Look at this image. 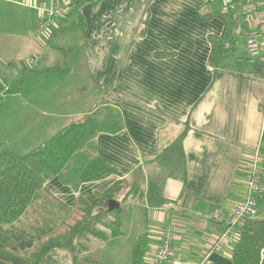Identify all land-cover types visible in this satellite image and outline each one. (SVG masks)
<instances>
[{"label":"crops","instance_id":"1","mask_svg":"<svg viewBox=\"0 0 264 264\" xmlns=\"http://www.w3.org/2000/svg\"><path fill=\"white\" fill-rule=\"evenodd\" d=\"M41 1L73 7L48 39L39 33ZM225 4L0 0V65L16 64L20 73H13L29 83L35 77L51 80L13 93L21 91L22 102L6 114L11 124L0 130V143L24 155L93 114L100 103L118 108L124 128L100 133L98 153L125 175L77 189L53 175L43 189L73 210L80 200L95 204L120 180L132 179L141 193H122L118 202L123 208L128 198L138 201L150 226L136 238L131 263L141 236L147 238L142 264H149L162 230L171 226L176 253L186 264L206 256L204 264H232L233 246H223L219 236L245 197L256 156L264 153V21L250 30L262 42L259 56L252 58L246 37L232 31L227 40L232 47H224L227 56L215 65L214 42L222 41L229 20ZM49 49L53 59L46 57ZM30 58L37 62L34 68ZM172 161L179 171L161 179L163 169H173ZM87 256L92 259L90 251Z\"/></svg>","mask_w":264,"mask_h":264},{"label":"trees","instance_id":"2","mask_svg":"<svg viewBox=\"0 0 264 264\" xmlns=\"http://www.w3.org/2000/svg\"><path fill=\"white\" fill-rule=\"evenodd\" d=\"M227 4L229 0L225 7ZM234 25L229 18L226 35L222 41L214 42L213 64L227 56L223 49ZM21 83L13 93L21 89ZM123 128L120 110L105 104L24 155L4 150L0 143V264H64V252L73 264H79V257L89 253L92 238L106 241L121 235L124 210L120 206L109 211L108 206L118 201L124 179L97 203L80 200L73 210L56 203L43 189V183L55 175L77 189L111 175L122 178L126 171L99 155L97 137L100 133L116 134ZM259 208L264 210V196L258 202ZM146 247L147 238L141 236L133 249L131 264H142ZM84 261L97 264L89 256ZM231 262L264 264V217L242 226Z\"/></svg>","mask_w":264,"mask_h":264},{"label":"built area","instance_id":"3","mask_svg":"<svg viewBox=\"0 0 264 264\" xmlns=\"http://www.w3.org/2000/svg\"><path fill=\"white\" fill-rule=\"evenodd\" d=\"M40 12L39 33L50 37L57 29L56 22L67 17L73 10L70 4H48L41 1L36 5ZM235 27L234 34L246 37V47L249 55L255 58L261 54L262 42L257 34L250 32L254 22L264 21V0H229L225 7ZM233 42V41H232ZM231 42L225 43V48L230 49ZM34 62L32 61L31 64ZM264 196V153L256 156L246 183V194L234 211L233 218L225 231L219 236V242L232 248L237 241L242 226L251 219L257 218L258 202ZM175 229L171 226L165 227L157 248L149 264H186L176 253L174 239ZM208 256H206L207 258ZM205 258V259H206ZM202 260L198 264H204Z\"/></svg>","mask_w":264,"mask_h":264},{"label":"rangeland","instance_id":"4","mask_svg":"<svg viewBox=\"0 0 264 264\" xmlns=\"http://www.w3.org/2000/svg\"><path fill=\"white\" fill-rule=\"evenodd\" d=\"M234 33V32H233ZM49 38L48 36L46 37ZM1 41V40H0ZM233 41V40H232ZM52 49H49V54L47 55V59H53V56L51 55ZM35 57V56H34ZM20 61H23V58H18ZM16 59V60H18ZM33 61V64L28 63L29 67L34 68L37 64L35 63V58H30ZM25 61H29L27 58ZM24 61V62H25ZM18 61H15L17 63ZM22 63V62H21ZM9 65H0V130L7 128L10 126L11 122L7 123L9 120V117L6 116L7 113L11 111V108L16 105L21 104V91L22 88L27 87L26 90H29L32 88L35 90L39 85L47 84V82H50V79H43L38 80L36 77L29 83V81L24 77L22 83L21 78L16 74V72L20 73L17 70V65L14 64V66ZM13 71H16L13 73ZM54 82V79H52ZM21 83V91L17 95H13V90L17 88ZM37 83L39 84L37 86ZM30 84V85H29ZM81 87V86H79ZM79 89V88H78ZM78 94L83 92L76 91ZM75 96L76 93L74 94ZM102 104L100 103L99 106ZM15 121V120H13ZM174 148L177 150L179 146L176 144L174 145ZM173 162V169H163L160 173L162 174L161 179H166L167 176L171 172L176 173L177 169L179 171V168H177L178 162ZM131 180V181H129ZM132 179L126 178L123 180L122 184V193L124 197L126 194L133 195L141 193L137 186H133ZM124 209V216L122 220V226H121V235L117 237H112L106 241L99 240L92 238L91 241L86 243L83 241L84 244H87L90 246V256L93 260H96L99 264H131V250L133 248V245L135 244V240L141 233H144L147 231L148 225L147 219H146V213L145 207L141 206L138 201L134 200L133 198H128L126 200V203L123 204ZM85 254L83 253L81 257H79V264H90L84 261ZM62 261H64V264H73L71 257L67 253H61ZM95 264V263H92Z\"/></svg>","mask_w":264,"mask_h":264},{"label":"water","instance_id":"5","mask_svg":"<svg viewBox=\"0 0 264 264\" xmlns=\"http://www.w3.org/2000/svg\"><path fill=\"white\" fill-rule=\"evenodd\" d=\"M120 207V203L118 201H111L108 206V210L112 211L118 209Z\"/></svg>","mask_w":264,"mask_h":264}]
</instances>
